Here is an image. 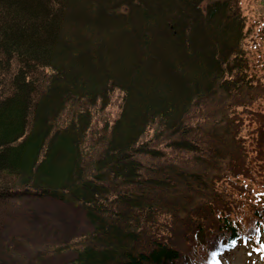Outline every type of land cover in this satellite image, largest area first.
Instances as JSON below:
<instances>
[{
	"label": "trees",
	"instance_id": "obj_1",
	"mask_svg": "<svg viewBox=\"0 0 264 264\" xmlns=\"http://www.w3.org/2000/svg\"><path fill=\"white\" fill-rule=\"evenodd\" d=\"M232 5L0 0V199H57L91 226L53 255L209 264L213 245L239 241L264 253V118H250L264 112V17ZM114 93L118 116L104 113Z\"/></svg>",
	"mask_w": 264,
	"mask_h": 264
},
{
	"label": "rangeland",
	"instance_id": "obj_2",
	"mask_svg": "<svg viewBox=\"0 0 264 264\" xmlns=\"http://www.w3.org/2000/svg\"><path fill=\"white\" fill-rule=\"evenodd\" d=\"M256 1L257 0H230V2L233 3L231 9L236 7L237 12H243L241 15L242 18L245 16L248 23L253 24V19H255V17L259 15L264 17V2L257 1L258 4ZM166 42H168L170 46L169 40ZM239 85L240 84H238V86ZM250 93L251 92L248 90L247 92L241 93L242 99L239 100V103L247 105L248 101H250V98L253 96V94ZM111 96L108 103L109 106L104 113L112 112L111 115L115 116L117 115L116 111L123 105L124 97L117 93ZM219 108L220 107H218V109ZM247 108L249 107L247 106ZM101 110L104 109L100 107V111ZM250 110L251 119L254 118V120H256L264 118V112L257 110V107L252 106ZM249 132L250 136L254 135L251 129H249ZM166 141L167 140L158 139L154 144L162 147V144L165 145V143H167V146L171 148L175 147L173 141ZM180 142H182V140ZM231 144H233V141H231ZM229 146L232 147V149H226L227 151L223 152V154H227L232 150L238 151L239 147L234 144V147L232 145ZM164 149L167 150L169 148L164 146ZM161 153L162 156L160 154L157 158L161 159L164 157L163 155L168 154L163 150ZM178 155L179 156L170 155L171 159L167 165H174L184 160V157L187 156V154L183 157H181L180 154ZM164 159L166 160V158ZM189 166H191V164ZM166 167L169 166L164 165L160 169ZM176 192H184L185 194L184 188L180 187L171 193ZM179 200V198L178 200L176 198V202L173 203L174 209H177ZM184 203L185 201L181 204ZM183 207L184 206H181V208ZM164 209L166 210V208ZM170 220L171 215L166 211L158 213V221L162 225H165V223ZM90 229L91 226L87 221L85 211L82 207H76L68 203L65 204L57 199H41L38 196L24 197L22 200L16 198L0 199V264H69L74 262L77 256L74 251H68L58 256L53 255L51 252H53L54 248L69 243H78L79 245L83 240V236L86 235ZM160 229L162 230V228ZM165 229H163L164 234L167 233ZM246 251L248 252V249L238 250L231 258L228 260L225 259L223 264H236L234 262L235 260H240L237 264H247V261H249L250 264H263L259 259H250Z\"/></svg>",
	"mask_w": 264,
	"mask_h": 264
}]
</instances>
